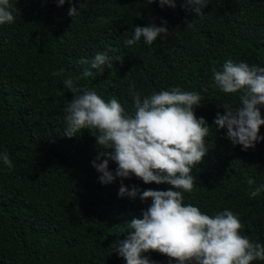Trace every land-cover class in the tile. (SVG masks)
Returning a JSON list of instances; mask_svg holds the SVG:
<instances>
[{
    "label": "trees",
    "instance_id": "16d2710c",
    "mask_svg": "<svg viewBox=\"0 0 264 264\" xmlns=\"http://www.w3.org/2000/svg\"><path fill=\"white\" fill-rule=\"evenodd\" d=\"M82 2L74 0L78 14L72 18L68 2L58 7L56 0H10L15 20L0 25V153H8L13 164L9 169L0 160V264H126L114 244L129 234L127 221L151 203L120 198L119 177L99 182L92 161L106 149L96 144V130L64 135V107L72 99L65 79L105 101L117 98L129 114L135 111L133 83L142 98L173 87L199 92L196 116L213 126L216 113H224L217 105L238 107L241 93L212 87V68L221 70L229 59L264 67V0H207L201 17L182 0L175 8L159 0H85L80 8ZM162 20L166 35L151 45L141 38L125 46L135 26ZM103 52L111 67L82 77L89 65L79 61ZM205 143L208 152L192 170L197 180L183 193L185 204L210 216L232 211L244 225L241 234L264 245V191L250 196L264 185V140L243 150L226 138V129L213 126ZM117 167L109 161L113 174ZM123 183L170 187L144 184L134 175ZM143 255L170 264L158 252Z\"/></svg>",
    "mask_w": 264,
    "mask_h": 264
},
{
    "label": "clouds",
    "instance_id": "9594fccd",
    "mask_svg": "<svg viewBox=\"0 0 264 264\" xmlns=\"http://www.w3.org/2000/svg\"><path fill=\"white\" fill-rule=\"evenodd\" d=\"M46 2V0H45ZM62 7L72 4L68 15L78 14L74 0H56ZM156 0H148V3ZM85 0L81 3L84 6ZM160 5L176 7V0H159ZM207 0H182V6L191 7L198 16ZM10 0H0V25L11 24L15 20ZM188 25L191 22H186ZM167 21L160 25L154 21L147 26H135L132 37L126 39L125 46L143 41L151 45L159 36L168 32ZM84 68L81 76L92 77V70L111 67V57L107 52L97 53L91 61L81 59ZM63 69L54 75L63 73ZM214 88L227 94L241 93L240 105L233 107L224 104V113L219 111L213 121L217 131L226 129V138L243 150L254 148L264 140L260 128L264 125L261 108L264 107V67L249 65L246 62L226 60L221 70L212 68ZM64 85L72 93L71 101L65 105L66 127L63 133L68 138L78 136L83 129L96 130V144L106 149L98 153L92 166L102 184L113 183L121 178L118 190L120 198L142 202L151 201L140 216L128 222V235L115 242V253L126 264H157L148 252H158L169 258L170 264H252L255 260L264 261V245L252 241L241 234L244 225L232 211L225 209L213 216L204 214L192 204H185V192H191L196 182L193 168L202 162L208 152L205 138L210 126L204 117H197L195 109L201 106L199 92L183 91L179 87L153 92L141 97L131 84L135 111L129 114L115 97L105 101L95 91L81 89L73 78L64 80ZM207 91V88L202 89ZM0 160L11 169L12 161L8 153H0ZM118 167L115 174L109 170V161ZM99 161V162H98ZM132 175L144 184H165L167 190L142 189L139 186H126L123 179ZM253 179L248 184H254ZM264 185L250 192L255 198Z\"/></svg>",
    "mask_w": 264,
    "mask_h": 264
},
{
    "label": "rangeland",
    "instance_id": "374dc122",
    "mask_svg": "<svg viewBox=\"0 0 264 264\" xmlns=\"http://www.w3.org/2000/svg\"><path fill=\"white\" fill-rule=\"evenodd\" d=\"M151 19H153V10L151 11Z\"/></svg>",
    "mask_w": 264,
    "mask_h": 264
}]
</instances>
